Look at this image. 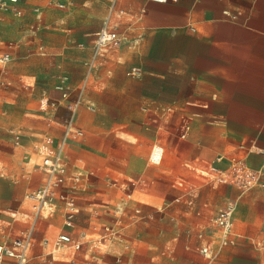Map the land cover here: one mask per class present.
<instances>
[{"label":"crops","instance_id":"crops-1","mask_svg":"<svg viewBox=\"0 0 264 264\" xmlns=\"http://www.w3.org/2000/svg\"><path fill=\"white\" fill-rule=\"evenodd\" d=\"M108 2L21 0L22 15L6 14L0 23V58L10 56L0 63V92L18 56L24 67L19 76L40 71L55 79L40 105L47 117L35 146L41 172L0 193V212L15 210L12 221L0 224V244L32 225L29 195L47 178L36 148L47 137L56 148L62 138L69 112L60 105L56 86L66 75L75 90L88 77L75 119L84 136L65 150L68 175L94 172L95 177L82 182L73 227L64 225L61 204L41 213L27 264H264V0H118L112 17L122 43L92 68L93 40ZM133 67L142 70L139 78L127 75ZM183 117L191 119L186 139L178 135ZM232 157H243L260 171L263 186L239 196L235 188L218 185L211 168L227 170ZM166 171L165 177L173 178L171 200L154 188ZM156 198L162 202L151 204ZM228 199L238 202L235 243L223 246L213 219ZM182 202L188 205L185 218L178 214ZM117 210L120 236L97 241L102 226L119 216ZM157 213L175 221L174 236L161 245L151 241L156 237L149 220ZM15 217L23 220L13 237ZM61 233L83 236L89 246L57 250L52 240ZM163 233L161 228L158 236ZM242 239L255 249L239 246ZM206 246L211 254L201 252Z\"/></svg>","mask_w":264,"mask_h":264},{"label":"built area","instance_id":"built-area-1","mask_svg":"<svg viewBox=\"0 0 264 264\" xmlns=\"http://www.w3.org/2000/svg\"><path fill=\"white\" fill-rule=\"evenodd\" d=\"M21 0H0V23L6 14H13L18 17L22 12L17 8ZM157 3H165L167 0H151ZM118 0H109L108 14L102 22V25L96 33L93 40V54L91 67L94 68L97 61L111 49H117L122 43L120 27L113 20V13ZM61 9H66V5H59ZM10 61V56L5 54L0 58V63L6 64ZM127 75L139 78L142 70L138 67L131 68ZM88 77L84 83L77 89H73L68 84V77L61 76L56 89L61 92L60 105L69 112V117L63 124V135L56 146L52 147V139L45 138L37 146V152L42 157L41 170L46 174V182L37 191L29 195L34 201L32 216V225L22 233L21 236L12 240L10 243L0 244V264H6V258L13 260L11 264H27L29 254L34 243L35 222L44 210L54 211L58 204L62 205L65 211L64 225L66 227L74 226V219L77 214V197L80 195L83 187L82 182L95 177L94 172L86 174L74 173L68 175V169L65 162V150L68 143L72 140L80 139L84 136L83 131L76 126L75 119L79 108L83 105V94L86 89ZM75 90V91H74ZM75 94V98L72 96ZM91 108V107H90ZM191 119L183 117L181 119L178 135L181 139L189 137L191 132ZM227 170H218L211 168L212 173L217 177L221 184L235 188L239 196L249 192L255 187L263 186L261 182V172L249 167L243 157H232L229 159ZM92 182V180L90 181ZM115 185V183H113ZM127 199H131L130 194H126ZM178 201V200H177ZM237 199H228L224 206L217 212L213 223L221 230V242L223 246L233 245L235 243L233 226L234 214L237 209ZM140 211L136 210V214ZM97 214V211L95 212ZM116 219L112 224L104 225L103 234L97 241L112 240L120 236L119 227H121L122 212L117 210ZM202 238V234L199 235ZM48 240L44 241L48 245ZM84 245L89 246L88 240L83 236L72 237L69 234L61 233L52 240V246L55 249L71 248L74 251H80ZM203 254H211L208 246L201 248Z\"/></svg>","mask_w":264,"mask_h":264},{"label":"rangeland","instance_id":"rangeland-1","mask_svg":"<svg viewBox=\"0 0 264 264\" xmlns=\"http://www.w3.org/2000/svg\"><path fill=\"white\" fill-rule=\"evenodd\" d=\"M21 49L22 47L20 50ZM22 62L23 60L19 59L18 56L16 60L9 64L7 74L9 80H7V83L5 82V89L0 92V126H3V128L0 127V132L6 135L4 138H0V193L6 187L19 188L26 185L29 181V177H33L35 171H40V159L35 154V146L41 138L44 123L47 120V117L41 112L40 105L41 99L43 98V91L46 90L47 94L51 92L55 79H52L51 74L47 75L40 71L33 77L26 75L19 76L18 71L24 68ZM29 66L33 67L35 65ZM86 114L89 115L88 113ZM128 121L129 119L123 123L125 124ZM166 153L167 157L172 156L170 150L166 151ZM171 165L172 162H170V166ZM20 166H23V168L19 169ZM150 166L155 169L157 168L155 165ZM168 172L169 171L163 173V178H165V180L159 181L158 185H155L154 188L157 187L159 192L163 193V195H166L168 199L171 200L174 193V191L171 190L173 178L171 176L168 178L165 177ZM215 178L217 182V177ZM217 184L220 185L221 183L218 182ZM30 191L31 190H27L25 194ZM149 201L153 205H159L162 202V200L157 198L153 199V201ZM176 204L177 203H174V205ZM178 204V214H181L185 218L188 205L184 202ZM13 211L15 210L0 212L1 226H6L7 221L13 220L11 216ZM15 219L14 229L11 232V236L13 237L19 234L16 229L22 225L21 222L23 220L19 217H15ZM174 222L175 221L168 217L161 219L159 213L154 215V218L149 220V224L155 227L151 229L150 232H152L156 238H152L151 241L161 245L163 242L172 239L175 234L173 231ZM161 228L164 229V233L159 237L158 233ZM218 236L219 234L216 237ZM257 242L259 241L256 240L255 242L258 246ZM260 243L262 246L261 248L264 250V243L262 241H260ZM244 244L249 249H255L250 240L242 239L239 246H243ZM151 252L153 253L155 251L152 250ZM31 262L37 261L30 260L28 264Z\"/></svg>","mask_w":264,"mask_h":264}]
</instances>
